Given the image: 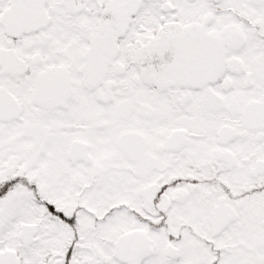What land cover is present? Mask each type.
Segmentation results:
<instances>
[{"label":"snow or ice","instance_id":"1","mask_svg":"<svg viewBox=\"0 0 264 264\" xmlns=\"http://www.w3.org/2000/svg\"><path fill=\"white\" fill-rule=\"evenodd\" d=\"M0 264H264V0H0Z\"/></svg>","mask_w":264,"mask_h":264}]
</instances>
